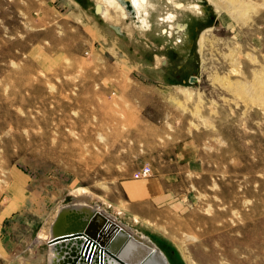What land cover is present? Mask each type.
I'll list each match as a JSON object with an SVG mask.
<instances>
[{
    "label": "rangeland",
    "instance_id": "obj_1",
    "mask_svg": "<svg viewBox=\"0 0 264 264\" xmlns=\"http://www.w3.org/2000/svg\"><path fill=\"white\" fill-rule=\"evenodd\" d=\"M176 2L183 47L157 13L117 30L92 0H0V264L42 261L32 239L77 187L172 264H264V0ZM144 165L178 201L132 222L122 182Z\"/></svg>",
    "mask_w": 264,
    "mask_h": 264
},
{
    "label": "bare ground",
    "instance_id": "obj_2",
    "mask_svg": "<svg viewBox=\"0 0 264 264\" xmlns=\"http://www.w3.org/2000/svg\"><path fill=\"white\" fill-rule=\"evenodd\" d=\"M92 1H94V7L97 11L96 13L103 18V21L109 23L108 26L110 25L112 28H117L118 30V27L122 29V26H124L122 25V22H116V19L125 21L127 18H131V16H135L136 21L140 22V31L143 30L148 32L149 29L152 31L153 25L150 22V18L157 13L156 22L159 27V32L166 34V36L164 35L166 38H173V42L171 41L173 46L178 44L183 47V45H186L188 42L189 32L184 35V31H188L189 28L179 20V16L182 13L180 12L181 10L178 11V9H180L183 4L177 3L176 0H164L165 3L161 0H129L127 2L121 0ZM200 1L201 0H197V2ZM197 2L188 5L189 9L200 12L201 7ZM125 29L128 31L130 30L128 26ZM201 39L202 37H200V40ZM67 196H69V198L72 196V199L70 198L71 201L66 202L64 200ZM95 198L97 199V196L85 187H77L64 194L63 200L55 206L47 222L38 229L35 237L32 239L31 245L29 246L31 248L34 244L39 245L43 243H46L47 245L46 254L41 258L42 261H36L35 264H43V262L44 264H121L120 260H123L127 264H172L165 252L159 248L155 242L151 241L137 230L135 231L133 228L131 229L129 225L127 226L119 220V218L121 219L127 216L122 208L102 199L101 197H99V201L97 200L96 203H92L93 200H96ZM70 204L75 205L72 206ZM68 205L70 208L66 209ZM82 209H86L89 213H93L94 217L89 221H85L87 215L82 213ZM70 210H72L74 219H76V221L78 219V223L81 224L82 227L89 226L91 228L92 234L84 231V234L80 233V237H76L77 239L72 241L67 240L68 243H65L61 240L66 236L53 238L54 234L51 231V225L57 212L61 211L66 213ZM127 219L132 222L139 221L136 216L132 215H130V219L128 217ZM116 226L121 230L126 229L132 233L127 243H125L119 250V258L116 255L109 253L107 248L108 241L118 230V227ZM119 235H122L121 231H119ZM86 239H90L91 243H88L90 246L88 244L85 245ZM72 245L73 247H71ZM111 245H114V242H112ZM69 249L75 251V253H70ZM63 250L69 252V257L70 255L77 254V258L75 259L76 262H67L73 257L63 259L68 256L63 255ZM87 250L88 252L90 250L89 255ZM141 260L143 261L141 262ZM25 264L31 263L25 261ZM189 264L194 263L190 261Z\"/></svg>",
    "mask_w": 264,
    "mask_h": 264
},
{
    "label": "crops",
    "instance_id": "obj_3",
    "mask_svg": "<svg viewBox=\"0 0 264 264\" xmlns=\"http://www.w3.org/2000/svg\"><path fill=\"white\" fill-rule=\"evenodd\" d=\"M189 143L188 141L178 146L176 153L182 161L189 156L186 152V145ZM14 174L17 178V183L25 180V176L20 172H15ZM18 184L15 187V193L20 192ZM122 188L127 197L125 201L126 208L129 209L131 215L139 218H157L162 215L163 211L172 210L173 208L169 206L178 201L177 191L169 189L168 184H165L161 175L125 180L122 182Z\"/></svg>",
    "mask_w": 264,
    "mask_h": 264
},
{
    "label": "water",
    "instance_id": "obj_4",
    "mask_svg": "<svg viewBox=\"0 0 264 264\" xmlns=\"http://www.w3.org/2000/svg\"><path fill=\"white\" fill-rule=\"evenodd\" d=\"M121 1H129V0H121ZM199 1V0H198ZM194 78L191 77L190 81H193ZM70 198L72 199V196H70ZM74 199V198H73ZM74 201V200H73ZM73 203V202H72ZM70 205H75V204H70ZM70 208L69 205L67 206L66 209ZM71 211V212H70ZM67 211L66 213H63L61 211L57 212L54 221L52 222L51 225V231L53 232L54 236L53 238H58V237H64L63 242L68 243V241H72L74 239H77L76 237H80V233L84 234V231H87L89 233L92 234L91 232V228L89 226H83L81 224L78 223V219L76 221V219H74V215L72 214V210ZM82 213L86 214L87 217L85 219V221H89L90 219H92L94 217L93 213H89L86 209H82ZM84 220V219H82ZM114 223V221H113ZM115 224V223H114ZM116 225V224H115ZM118 227V226H116ZM119 231H121L122 235H119ZM90 234V235H91ZM130 235H132V233L129 230L126 229H120L118 227V230L114 233L113 237L110 238V240L107 243V248L109 250V253H111L112 255H116L119 258V250L124 246L125 243H127V241L130 239ZM119 237V239H118ZM118 240V241H117ZM85 245L88 244L90 242V239H86L85 240ZM112 242H114V245H111ZM91 243V242H90ZM90 246V244H88ZM88 246V247H89ZM112 246V247H111ZM73 247V245L71 246ZM106 248V249H107ZM76 250V249H75ZM84 250V248H83ZM66 250H63V255H68L63 259H67L70 257H73L72 259L70 258V261H67L68 263H73L76 262L75 259L77 258V254L75 255H70L69 257V252H65ZM70 253L75 251H71L69 249ZM62 252V251H60ZM88 252V250H87ZM90 254V250L88 252V255ZM64 257V256H63ZM89 257V256H88ZM87 257V258H88ZM147 257V256H146ZM145 257V258H146ZM144 258V257H143ZM65 261V260H63ZM72 261V262H71ZM121 264H125L126 262H124L123 260H120ZM143 260H141L142 262ZM64 263V262H63ZM127 264V263H126Z\"/></svg>",
    "mask_w": 264,
    "mask_h": 264
},
{
    "label": "built area",
    "instance_id": "obj_5",
    "mask_svg": "<svg viewBox=\"0 0 264 264\" xmlns=\"http://www.w3.org/2000/svg\"><path fill=\"white\" fill-rule=\"evenodd\" d=\"M150 174H151V167L144 165L142 168H140L137 172L133 174V177L135 179L145 178L150 176Z\"/></svg>",
    "mask_w": 264,
    "mask_h": 264
}]
</instances>
